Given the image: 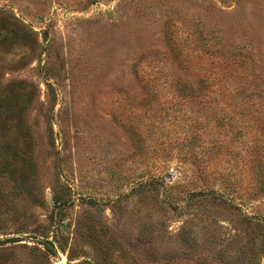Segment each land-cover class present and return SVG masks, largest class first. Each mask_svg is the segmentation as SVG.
<instances>
[{"label":"rangeland","instance_id":"1","mask_svg":"<svg viewBox=\"0 0 264 264\" xmlns=\"http://www.w3.org/2000/svg\"><path fill=\"white\" fill-rule=\"evenodd\" d=\"M227 46L264 93V0H0V264H264Z\"/></svg>","mask_w":264,"mask_h":264},{"label":"trees","instance_id":"2","mask_svg":"<svg viewBox=\"0 0 264 264\" xmlns=\"http://www.w3.org/2000/svg\"><path fill=\"white\" fill-rule=\"evenodd\" d=\"M236 52L237 51L234 47L227 46L225 47V49L220 51V53L217 54L211 53V56H216V57L225 54L224 65H225V72L227 73L225 86L228 89L226 95L221 94V97H219V94L216 93V90H218V88L212 89L214 94L212 95L211 99L217 101V99H222L223 97L222 102L224 103V107L228 108L230 111V114L228 113L230 116H228L227 118L230 119L239 116L240 118H237L236 120H239L240 122H242L241 119H244L243 115L246 113V111H250L256 104L260 105L259 113L253 120V123L254 126L257 127L258 129L259 135L264 137V93L262 92V90H261V94L260 93L257 94L251 91L250 92L244 91L248 83V77H247L248 73H244L242 75L243 76L242 78L240 77V75L237 74V69L241 66L243 61L241 58H239L236 55ZM216 57L215 58L213 57L214 59H212L210 65L207 68L208 74L211 72L212 73L217 72L219 66L218 64L221 62H219V60ZM212 80L213 81H211V83L216 84L215 86H217L219 82V78L214 76ZM221 118L224 119L223 115H221L220 119ZM225 120L227 121V119ZM251 155L252 158L250 159V161H252L253 159L255 160L256 157H259L258 154H251Z\"/></svg>","mask_w":264,"mask_h":264}]
</instances>
